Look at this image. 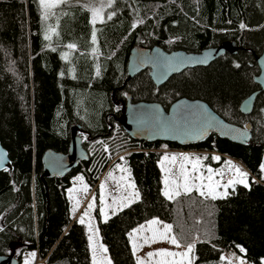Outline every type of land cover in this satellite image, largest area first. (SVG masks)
I'll return each instance as SVG.
<instances>
[{"label":"trees","instance_id":"16d2710c","mask_svg":"<svg viewBox=\"0 0 264 264\" xmlns=\"http://www.w3.org/2000/svg\"><path fill=\"white\" fill-rule=\"evenodd\" d=\"M113 9L112 19L93 26L84 7L61 6L48 16L50 27L39 0H0V140L13 164L12 171H0V255L14 253L22 263L25 253L35 252L44 264H93L87 226L71 213L67 189L78 174L96 185L95 174L104 168L93 171L91 153L103 141L116 162L129 165L140 195L106 222L100 207L95 210L113 264H137L129 233L152 219L172 225L182 246L194 245L191 264H228L223 255L231 250L264 264V91L250 115L240 108L260 89L255 77L264 51V0H114ZM226 41L237 43L236 53L161 86L149 70L126 82L135 45L201 52ZM129 94L165 109L182 97L201 99L231 123L250 122L252 139L241 145L213 133L188 147L134 140L118 122ZM76 123L89 160L63 178L44 177V152L67 153ZM164 149L205 152L213 166L237 159L249 185L220 198L193 191L169 200L158 164Z\"/></svg>","mask_w":264,"mask_h":264},{"label":"water","instance_id":"95a60500","mask_svg":"<svg viewBox=\"0 0 264 264\" xmlns=\"http://www.w3.org/2000/svg\"><path fill=\"white\" fill-rule=\"evenodd\" d=\"M237 43L226 41L217 46L203 49L201 52H187L182 49L167 51L161 45L149 47L135 45L131 48L127 63L128 78L131 80L142 71L149 74L156 86L165 84L172 76L199 66H208L227 53H236ZM260 73L255 82L260 89L253 92L241 103L245 115L253 112L258 95L264 91V51L257 58ZM264 114V109H263ZM127 134L137 141L170 142L181 147L203 143L213 133L219 137L241 145H247L252 139V124L245 126L231 123L216 113L210 105L201 99L182 97L165 109L156 101H133L128 95L125 111L118 119ZM81 124L71 127V143L67 153L48 149L42 156L44 177L63 178L89 160V152L83 145L80 135ZM264 165V157H263ZM13 170L9 152L0 140V171ZM0 264H22L12 254L0 255Z\"/></svg>","mask_w":264,"mask_h":264},{"label":"rangeland","instance_id":"374dc122","mask_svg":"<svg viewBox=\"0 0 264 264\" xmlns=\"http://www.w3.org/2000/svg\"><path fill=\"white\" fill-rule=\"evenodd\" d=\"M47 3H55V0H46ZM39 3L41 5L42 11L47 14V22L48 25L51 27L52 23L49 22L48 16L52 19L53 17V12L55 8H59L61 6H75V5H80L87 9L90 12V22L94 26L95 24L99 23H104L108 21L109 19L107 18L109 14L115 13V10L113 9V4L114 2L109 6L108 0H66L64 3H56L55 6L45 8L41 4V0H39ZM101 5H103V9L100 12V15L95 19V22H93V9H100ZM114 16V15H113ZM112 16V18H113ZM95 31V29L93 28ZM52 35L54 34V29L51 32ZM51 36V35H50ZM105 142L99 141L96 143L93 147L95 148L93 151L94 153H91L93 155L94 160L92 163V169L93 171H101L104 168L103 173L98 176L95 174V178H97V183L94 187H91L89 182H87L85 176L83 174H78L72 178V185L67 189V196L70 199L71 202V213L75 217L80 218L84 215L85 211H89V216L85 218V223L87 226V230L89 235L91 234L89 232V223L92 224L93 226V231L95 232L94 236V242L96 244V260L97 261H102L103 264H107V261L110 260V257L108 256L107 252L103 251V248H106L101 242H100V236L98 233L97 229V223L94 218V213L97 208V206L100 207L101 214H102V219L105 220L104 214H107V217H111L118 211H120L119 205L121 203H127V199L125 198H131V195L134 192H138V189L135 185V182L133 180L131 170L129 168V165L126 162L123 161H118L116 162L115 159L113 158L112 151H111V146H109L108 143L104 144ZM163 154L161 158L158 161L159 167L162 171V179H163V191L165 188L164 185V179L165 176H169V180L171 181L172 179H178L180 175V164L185 165L186 171L190 174V176H200V174H203L204 177V184H208L207 177L209 175H212V182L216 186V192L214 193L215 198H220L224 197L226 195H221L222 193L225 192V186L227 194H229L231 188H235L236 185L238 184H244L249 185V173L245 166L238 160L235 161L232 158L226 157L225 160L222 161L220 166H213L211 164H207L205 162V152L202 151H188L181 153L180 150L176 151L173 149H164ZM165 155H168L169 157L175 155L177 157V160L175 162H172L171 160L169 161H163V157ZM215 157L216 153H214ZM183 156H188L193 158L191 161H185L183 160ZM196 157H201L200 164L198 165V171L197 172H192V163L195 162ZM218 161V160H217ZM229 162H231L229 164ZM111 163V164H110ZM117 165H121L124 169H127V171H121V169L117 168ZM163 165V166H162ZM235 166V167H233ZM238 167L240 169L241 173H247L246 177H241L240 173H237L235 171V168ZM208 168L212 169V172H208ZM166 169H171V172L168 173L166 172ZM83 177V181L81 182L80 180L77 179V177ZM244 179L245 183H239L236 182L234 185H229V181H239L240 179ZM179 183H182V179H178ZM135 185V188L133 189L130 185L133 184ZM190 183L195 184L197 187H193V189L190 192L197 191L200 193V191H204L205 195L209 196L207 194V188L199 189L198 186L200 184V181L194 180L191 181ZM104 185L102 188L101 186ZM85 188L87 189L85 191ZM180 195L186 194L183 190V188H180ZM187 192V193H190ZM179 196V195H178ZM178 196H173V199H175ZM140 197V195H139ZM212 197V196H210ZM93 198H95V203L94 206L91 210L88 209L89 203L92 202ZM138 200V199H136ZM135 200V201H136ZM77 201H79V204H77ZM132 204V203H131ZM75 208V211H74ZM125 208V207H124ZM107 218V219H108ZM153 220V219H152ZM149 220L141 225L144 226V230H142L139 233H133V236L131 238L132 246H133V240L136 242V248H135V253H139L138 259L145 261V264H157V262L161 259L160 257H148L149 252H156L162 249H166V247H169L170 249H173V246L168 242L165 241H158L155 243H145V239L148 237H151L152 231L151 229H156V230H162L163 225L169 224V223H162V224H157V225H149V222L152 221ZM4 223L3 220H1V225ZM140 225V226H141ZM138 226L137 228H140ZM135 228V229H137ZM168 243V244H167ZM101 245L103 247H101ZM91 246V251H92V256H93V250H92V242H90ZM148 246V247H147ZM151 246V247H150ZM155 246V248H154ZM177 248L180 252H184L187 249V246H182ZM148 248L150 250H148ZM167 250V249H166ZM32 253L35 252H27L23 255V260L22 264H44V261L40 260L37 253H35V256L32 255ZM224 259L227 261L228 264H241V261H243V264H251L247 262L240 253L237 251L231 250L227 251L223 255ZM107 258V259H105ZM171 259V258H169ZM176 259H180V257H177ZM192 262V252L190 253L189 258ZM188 259L183 260V264H188ZM111 264L112 261H111Z\"/></svg>","mask_w":264,"mask_h":264},{"label":"snow or ice","instance_id":"6c2138e0","mask_svg":"<svg viewBox=\"0 0 264 264\" xmlns=\"http://www.w3.org/2000/svg\"><path fill=\"white\" fill-rule=\"evenodd\" d=\"M66 2V0H55V3H47L46 0H41V4L45 7V8H49V7H53L55 6L56 3H64ZM114 2V0H108V3H109V6ZM103 9V5H101V8L100 9H93V22H95V19L100 15V12L102 11ZM115 15V13H111L108 15V19H112V16ZM45 16H47V12L45 13ZM245 25L241 24V28H244ZM49 37L46 36L45 39H48ZM92 40H93V43H95L96 41V37H95V32L93 33V36H92ZM67 47L69 49H75L76 48V45L75 44H68ZM65 58H67V54H65ZM237 67H239V65H237ZM98 74V73H97ZM124 158L121 157V160H123ZM193 158L191 157H188V156H183V160L185 161H191ZM201 157H196L195 158V162L192 163V172H197L198 171V165L200 164V161H201ZM203 159H206L203 158ZM213 159H216V160H219L220 158L219 157H213ZM171 160L172 162H175L177 160V157L175 155L169 157L168 155H165L163 157V161H169ZM231 162H229L230 164ZM163 166V165H162ZM235 167V166H233ZM117 168L121 169V171H127V169H124L121 165H117ZM235 171L237 173H240L241 177H246L247 176V173H241L240 172V169L238 167L235 168ZM166 172L170 173L171 172V169H166ZM208 172L211 173L212 172V169L211 168H208ZM78 180H80L81 182L83 181V177L80 176V177H77ZM178 179H182V183H179L178 182ZM178 179H172L171 181L169 180V176L166 175L165 176V179H164V185H165V188H164V191H163V195L165 197H167L169 200L173 199V196H178L180 195V188L182 187L184 192L187 193V192H190L193 187H197L195 184L193 183H190V180L191 181H194V180H199L200 181V184L198 186V190L199 189H203V188H207V194L209 196H212V198H215V195L214 193L216 192V186H218V182H217V185H214L213 182H212V175H209L207 177V180H208V184L205 185L204 184V177H203V174L201 173L200 176H190V174L186 171L185 169V165L182 163L180 164V175H179V178ZM236 182H239V183H245V180L242 178L240 179L239 181H229L228 184L229 185H234ZM133 189L135 188V185L134 183L130 185ZM245 186H247V184L245 183ZM102 188L104 187V185L101 186ZM226 187L225 186V192L222 193L221 195H227V191H226ZM87 189L85 188V191ZM200 195L201 196H205V192L204 191H200ZM127 199V203H121L119 205V208L120 210H122L124 207H129L131 203L135 202L136 199H139V193L138 192H134L132 195H131V198H125ZM94 203H95V198H93L92 202L89 203L88 205V209L91 210L94 206ZM77 204H79V201H77ZM74 211H75V208H74ZM89 216V211H85L84 215L80 218L79 220V223L81 224H84L85 223V218ZM104 218H105V222L107 221V214H104ZM157 224H162L161 221H159L158 219H153L152 221L149 222V225H157ZM89 227V232L91 233L88 237L89 241L92 242V250H93V264H103L102 261H97L96 260V244L94 242V236H95V232L93 231V226L91 223H89L88 225ZM142 230H144V226L141 225L140 228H137V229H134L133 232L134 233H139L141 232ZM152 231V235L151 237H148L145 239V243H155V242H158V241H165V242H168L172 245H175L177 248L180 247V242L178 241V239L176 238L175 235H172V225L170 224H165L163 225V229L162 230H156V229H151ZM133 236V233H129V238L131 239ZM101 247H103L101 245ZM136 248V242L135 240H133V249L135 250ZM193 248H194V245H188L187 246V249L186 251L184 252H180V253H177V252H173V251H169V250H166V249H161L159 251H156V252H149L147 255L149 258L151 257H160L161 259L157 262V264H183V260L184 259H188L189 256H190V253L193 251ZM242 252L244 251L243 248L240 249ZM103 251L104 252H107V249L106 248H103ZM33 256H35V253H32ZM177 257H180V259H176ZM171 258V259H169ZM107 259V258H105ZM107 264H111V261L108 260L107 261ZM137 264H145V261L143 260H138ZM188 264H191V260L188 259ZM241 264H243V261H241Z\"/></svg>","mask_w":264,"mask_h":264},{"label":"crops","instance_id":"0c3cea01","mask_svg":"<svg viewBox=\"0 0 264 264\" xmlns=\"http://www.w3.org/2000/svg\"><path fill=\"white\" fill-rule=\"evenodd\" d=\"M159 221H161V220H159ZM161 222H162V223H166V222H163V221H161ZM171 234L173 235V232H172ZM167 244H168V243H167ZM147 247H148V246H147ZM150 247H151V246H150ZM169 247H172V246L169 245ZM169 247H166V249L169 250V251H173V252H178V251H179L178 249H176L175 246H173V249H172V248L170 249ZM180 247H181V246H180ZM154 248H155V246H154ZM161 249H162V248H161ZM148 250H150V249L148 248ZM139 253H140V252H139ZM139 253L136 252L137 255H139Z\"/></svg>","mask_w":264,"mask_h":264},{"label":"built area","instance_id":"2783aa9c","mask_svg":"<svg viewBox=\"0 0 264 264\" xmlns=\"http://www.w3.org/2000/svg\"><path fill=\"white\" fill-rule=\"evenodd\" d=\"M176 150L178 151L177 149H173V151ZM181 153H184V152H188V151H194V150H187V149H179ZM235 161H238L237 159H233Z\"/></svg>","mask_w":264,"mask_h":264}]
</instances>
